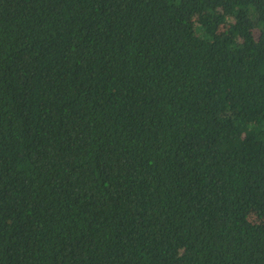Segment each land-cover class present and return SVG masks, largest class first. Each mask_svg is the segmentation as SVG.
<instances>
[{"label":"trees","instance_id":"1","mask_svg":"<svg viewBox=\"0 0 264 264\" xmlns=\"http://www.w3.org/2000/svg\"><path fill=\"white\" fill-rule=\"evenodd\" d=\"M0 264H264V0H0Z\"/></svg>","mask_w":264,"mask_h":264},{"label":"rangeland","instance_id":"2","mask_svg":"<svg viewBox=\"0 0 264 264\" xmlns=\"http://www.w3.org/2000/svg\"><path fill=\"white\" fill-rule=\"evenodd\" d=\"M250 220L255 222L257 220V216L254 213H251Z\"/></svg>","mask_w":264,"mask_h":264}]
</instances>
